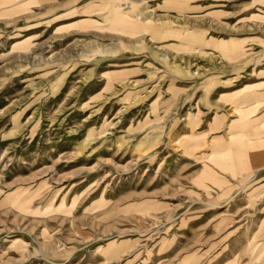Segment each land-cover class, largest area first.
Wrapping results in <instances>:
<instances>
[{
  "label": "rangeland",
  "instance_id": "1",
  "mask_svg": "<svg viewBox=\"0 0 264 264\" xmlns=\"http://www.w3.org/2000/svg\"><path fill=\"white\" fill-rule=\"evenodd\" d=\"M0 264H264V0H0Z\"/></svg>",
  "mask_w": 264,
  "mask_h": 264
}]
</instances>
